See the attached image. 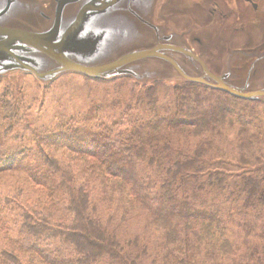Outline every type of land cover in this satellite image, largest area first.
Instances as JSON below:
<instances>
[{"label": "trees", "instance_id": "trees-1", "mask_svg": "<svg viewBox=\"0 0 264 264\" xmlns=\"http://www.w3.org/2000/svg\"><path fill=\"white\" fill-rule=\"evenodd\" d=\"M80 76L109 98L37 127L2 86L0 173L16 184L0 191V264H264V103ZM134 222L153 251L122 232Z\"/></svg>", "mask_w": 264, "mask_h": 264}, {"label": "water", "instance_id": "water-1", "mask_svg": "<svg viewBox=\"0 0 264 264\" xmlns=\"http://www.w3.org/2000/svg\"><path fill=\"white\" fill-rule=\"evenodd\" d=\"M193 14L191 0H0V77L188 82L264 103V36L238 48L229 39L220 65L197 50L211 25L197 34Z\"/></svg>", "mask_w": 264, "mask_h": 264}, {"label": "rangeland", "instance_id": "rangeland-1", "mask_svg": "<svg viewBox=\"0 0 264 264\" xmlns=\"http://www.w3.org/2000/svg\"><path fill=\"white\" fill-rule=\"evenodd\" d=\"M217 1V2H216ZM206 0H202V7H204V3ZM213 2L218 3V0H212L210 4H208L207 12L209 13L211 10L214 14V18L212 19V25L213 23H218V16L217 13H215V10L212 8L215 6ZM233 3V2H232ZM261 7L259 8V11H257V16L260 13L261 17L264 16V0H262ZM220 7L223 9L221 12L223 14H226L227 9L226 6H222V4H219ZM240 5H242L240 3ZM212 6V7H210ZM219 7V6H218ZM238 9H240L238 7ZM219 10V8H218ZM249 11V15L251 14L250 7L245 8V13ZM244 13V16L246 17ZM216 14V15H215ZM223 18V17H222ZM203 19H205V15L203 13H200L199 17L197 18V24H200L198 28H196L195 31H197V34L202 35L203 31V25L200 22H203ZM227 21H231V18L226 19ZM246 21V18H243L242 21L238 22L240 24H234L237 27L239 31L240 37H236L235 39L243 40L246 31H250L253 28V24H251V27L248 26V28L245 30L246 26L244 25V22ZM247 22H245L246 24ZM211 29L214 30L212 28ZM201 27V28H200ZM220 26L218 25L217 29ZM257 27V26H256ZM201 29V30H200ZM245 30V31H244ZM230 30L227 31L229 33ZM243 33V34H242ZM258 40V39H257ZM256 40V41H257ZM240 44V43H238ZM10 75H14L10 77L7 80H4L0 84V91L2 90V86L8 85L7 83L13 85L12 88L15 89V93L18 92L19 89H22L21 93L23 95V98L27 105H30L32 107V111L27 119L30 120L32 125L34 126H40V125H48L51 123L55 118H58L59 116H65V115H75L76 113L83 112L88 105L94 100V101H101L103 97H106L107 99L109 96L106 94V88L107 86H110L111 83H100L96 84L94 82L85 81L80 74L76 75L75 73H68L60 76L57 78L52 85H48L46 87L41 86L32 76L27 74H19V73H12ZM12 78V79H11ZM7 81V82H5ZM39 84V85H38ZM15 86V87H14ZM20 87V88H18ZM36 101V102H35ZM40 109V110H39ZM260 110V127L262 130H264V111L262 112V108H259ZM54 122V121H53ZM252 130H255L254 128ZM261 130V132H263ZM18 131L22 134H28V131H23L22 126L19 127ZM264 133V132H263ZM233 133H230L229 139H232ZM235 137V136H234ZM10 144H17V141L11 136L8 138V141L6 142V145ZM25 144H27V141H25ZM62 157V156H61ZM230 161V159L228 160ZM227 161V162H228ZM229 163V162H228ZM5 172L0 173V191L5 195L8 193V190L13 187L16 184V177L10 172H7V175H4ZM122 232H130V233H139L144 236V238H148L149 246L151 247L152 251L154 248V237L155 235L151 231H144L143 228L140 225H137L135 222L131 224H122L120 225ZM236 230V229H235ZM0 236H5V233L1 230L0 227ZM0 242L3 244H6L2 239H0ZM143 264H149V260L144 261Z\"/></svg>", "mask_w": 264, "mask_h": 264}, {"label": "flooded vegetation", "instance_id": "flooded-vegetation-1", "mask_svg": "<svg viewBox=\"0 0 264 264\" xmlns=\"http://www.w3.org/2000/svg\"><path fill=\"white\" fill-rule=\"evenodd\" d=\"M191 1L195 13L193 16L197 19L200 13H203V15H205V19H203V21H209V24L212 25V19L215 16L212 10L209 13L207 12L208 4H210L212 0H206L204 7H202V0ZM260 2H262V0H218V3L213 2L215 6L212 9L215 10V13H217L219 21L218 23H213L212 28L214 30L210 28L201 40L195 41L197 50H199L201 46H203V48L205 46L204 52L206 53L207 57H211V61L213 59L215 62L221 65V58L225 54L226 45L229 39L232 41L233 48H238L244 45L253 46L258 44L264 36V16L261 17L260 13L257 16V11H259V8L261 7ZM240 3L242 5H240ZM219 4H222L224 7L226 6V14L221 12L223 9ZM196 6L198 7L197 12ZM238 7L240 9H238ZM246 7H250L252 10V15H249V11L246 13L244 12ZM244 13L246 17L244 16ZM228 18H231V21L226 22V19ZM243 18H246L245 22H247L246 24L244 22V25L246 26L245 30L248 28V26L251 27V24H253V28L249 32L246 31L247 33L245 34L242 33L244 35L243 40L235 39L236 37H240V35L238 28L233 26H235L234 24H240L238 22L242 21ZM218 25L220 27L217 29ZM228 30H230L229 33H227Z\"/></svg>", "mask_w": 264, "mask_h": 264}]
</instances>
